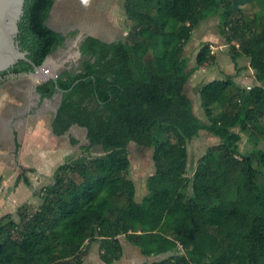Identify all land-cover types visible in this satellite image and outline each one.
Returning a JSON list of instances; mask_svg holds the SVG:
<instances>
[{
	"label": "trees",
	"instance_id": "16d2710c",
	"mask_svg": "<svg viewBox=\"0 0 264 264\" xmlns=\"http://www.w3.org/2000/svg\"><path fill=\"white\" fill-rule=\"evenodd\" d=\"M255 2L263 9L251 14L246 5ZM53 5L26 0L19 23L17 41L37 66L78 35L48 25ZM124 10L132 23L124 38L84 37L79 65L37 86L42 98L56 85L64 92L53 133L78 125L88 143L55 170L37 208L0 220V264H83L93 243L104 264H115L121 237L143 256L161 257L150 264H264V0H126ZM211 17H219L231 58L248 59L256 83L247 89L226 75L204 84L202 119L186 85L210 46L193 68L185 47ZM32 69L20 61L4 74ZM201 131L219 142L188 178V145ZM243 135L253 143L244 152ZM130 143L153 148L155 171L140 202Z\"/></svg>",
	"mask_w": 264,
	"mask_h": 264
},
{
	"label": "rangeland",
	"instance_id": "374dc122",
	"mask_svg": "<svg viewBox=\"0 0 264 264\" xmlns=\"http://www.w3.org/2000/svg\"><path fill=\"white\" fill-rule=\"evenodd\" d=\"M126 0H54V5L50 13L48 25L53 29L67 34L71 30H76L78 35L76 39L67 40L63 47H60L55 53L54 57L60 61H77V41L85 34H100L104 39H122L124 38L132 27V23L127 21L124 13V3ZM249 13L262 11L263 6L257 2L246 5ZM116 22V28L110 24L112 21ZM219 17H211L203 21L194 31L192 39L185 47V56L190 58L189 68L197 66L196 56L198 52L205 45L210 46V55L206 62L201 65L196 72L190 77L187 85L186 92L193 99L194 110L198 116L204 119L203 110L199 102V89L209 81L215 79H224L228 73L235 75V80L238 84L249 89L256 81L253 76L254 72L248 67V59L245 57L232 59L229 47L225 44L223 37L219 34ZM120 29V30H119ZM127 33V34H125ZM125 34V35H124ZM78 44V45H77ZM71 56H70V54ZM69 55V56H68ZM78 56V55H77ZM58 62V63H59ZM40 84V83H39ZM34 80L27 76H16L0 82V90L5 91L7 97L18 98L22 103L28 96L26 92L34 86ZM31 97L32 94H29ZM59 97L53 100L54 106L58 103ZM31 102H38L37 98L31 99ZM40 102V101H39ZM45 102L36 105L33 112H41L44 109ZM42 105V106H41ZM32 111V110H30ZM52 111V110H51ZM46 113H52L45 111ZM51 118L50 114L47 116ZM83 138V135L81 136ZM18 151L22 150L25 140L21 139ZM219 139L207 131H201L200 136L192 140L188 145L189 150V163H188V178H192L193 172L197 167L199 159L205 154L209 147H214L218 144ZM85 143V140H82ZM241 150L244 152L246 149L251 150L253 143L247 142V137L243 135V142L241 143ZM69 149V158L58 160L53 155L51 161L45 163L44 157L40 155V149L29 150L28 154H23L21 159H25L30 165L47 170L50 167L57 168L59 165L71 163L76 158L84 155L81 146H74ZM130 152L131 169L129 177L135 182L136 185V200L141 201L145 195L148 194L147 181L150 175L155 171L152 160L153 148L141 147L135 143H130L128 146ZM39 152V153H38ZM56 165V166H55ZM17 167V164H14ZM54 175V174H53ZM52 175H47L45 178L35 177L31 178L29 182L32 185L36 194L44 187L53 182ZM259 181L264 185V168H262V175ZM174 197L179 195L174 194ZM40 204L29 205V208H37ZM122 244L126 250L127 264H149L153 261L161 259L157 257H142L137 253L131 244L127 242L125 237H121ZM131 246H130V245ZM123 261V259H122ZM122 261L118 264H122ZM83 264H103L99 257V244L93 243L89 247L88 255Z\"/></svg>",
	"mask_w": 264,
	"mask_h": 264
},
{
	"label": "crops",
	"instance_id": "0c3cea01",
	"mask_svg": "<svg viewBox=\"0 0 264 264\" xmlns=\"http://www.w3.org/2000/svg\"><path fill=\"white\" fill-rule=\"evenodd\" d=\"M124 15L127 21H129L125 13ZM110 24L113 26V28L118 27L115 20ZM88 35L97 37L107 42L116 40L104 39L100 34H85L77 41V43L79 44V42ZM191 40L193 39L191 38ZM78 50L79 48L77 49V54H74V56L77 58V61L75 62H70L67 60L59 62L58 58L54 57V62L56 64L58 62L59 64L64 62V64H61L58 67L59 72L66 68H70L73 64L79 65L81 55H78ZM227 75L233 74L227 72ZM233 77L235 80V75H233ZM235 82L238 83L237 80H235ZM4 94L5 91L0 90V220L8 215H11L15 220H18V211L22 206L35 205L38 204L39 201L38 196L33 190L29 180L35 177L45 178L47 175H52L53 177L55 170L60 166L59 165L57 168L50 167L47 170L44 168H38L36 166L30 165L25 159H21L23 154L25 152V154H28L29 150L40 149L42 150L40 151V155L44 157L45 163L50 162L53 155H58L55 156L56 158H59L58 160H62V156L63 159L64 157L69 158L68 151L70 148L73 150L72 147L74 146H83L88 143L87 130L84 127L73 125L64 135L57 136L53 133L52 122L56 116V108H58L61 103L60 92L56 93L52 98H42V96L39 98L37 93L36 96H34L31 93V90H28V92H26L28 97L24 99L22 103H20L21 101L18 100V98H13L11 96L7 97ZM29 94H32L33 96L31 97ZM35 97L37 98L38 102H31V99H35ZM57 97H59V100L54 106L53 100ZM41 102H45L43 105L44 109L39 113H37V111L33 112V109L36 108V105H40ZM46 110L52 113H46ZM49 114L51 116L50 119L47 118ZM82 135L83 138L81 137ZM73 138L78 141L77 144L72 143L71 139ZM21 139L25 140L26 144L23 143L22 150L18 151L17 149L21 143L19 140ZM82 140H85V143H82ZM14 164H17V167H15ZM123 248V261L121 259L118 263L122 261V264H127L125 259L126 250L124 245ZM131 248L139 253L140 256L145 257L133 246H131Z\"/></svg>",
	"mask_w": 264,
	"mask_h": 264
},
{
	"label": "water",
	"instance_id": "95a60500",
	"mask_svg": "<svg viewBox=\"0 0 264 264\" xmlns=\"http://www.w3.org/2000/svg\"><path fill=\"white\" fill-rule=\"evenodd\" d=\"M26 0H0V74L10 70L17 65L20 61H24L30 64L33 69L30 72H24L16 76H27L34 80L36 86L47 80L57 81L60 74L58 67L64 62L55 63L54 53L49 55L41 66L35 65L29 59V52L22 50L17 41L19 33V23L24 15V7ZM52 28V27H51ZM55 30V29H54ZM60 33V32H59ZM78 55H81L78 50ZM8 77L6 79H9ZM5 79V80H6ZM3 81V80H1ZM56 91L61 92V100L64 92H62L58 85H56ZM38 97L41 95L39 93ZM58 108H56L57 112Z\"/></svg>",
	"mask_w": 264,
	"mask_h": 264
},
{
	"label": "flooded vegetation",
	"instance_id": "af4514ba",
	"mask_svg": "<svg viewBox=\"0 0 264 264\" xmlns=\"http://www.w3.org/2000/svg\"><path fill=\"white\" fill-rule=\"evenodd\" d=\"M81 59V58H80ZM79 63H80V61H79ZM72 66H77L76 64H73ZM72 66L70 67V68H66V69H71L72 68ZM19 74H21V73H19ZM12 75H14V73H11V71L10 72H7V73H2V74H0V82H1V80H5L6 78H8V77H12ZM15 75H18V74H15ZM14 75V76H15ZM18 77V76H17ZM38 86V85H37ZM37 86H36V89H37ZM33 87L35 88V85L34 86H31V93L34 95V96H36V93H38L37 92V90L35 91L34 89H33ZM56 93H58V91H56ZM55 93V94H56ZM61 93V92H60ZM58 111V110H57ZM57 113V112H56Z\"/></svg>",
	"mask_w": 264,
	"mask_h": 264
}]
</instances>
